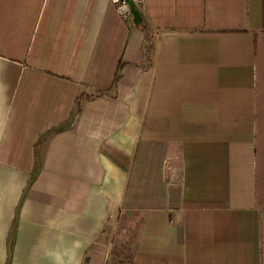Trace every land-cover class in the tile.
Wrapping results in <instances>:
<instances>
[{
  "label": "crops",
  "instance_id": "crops-1",
  "mask_svg": "<svg viewBox=\"0 0 264 264\" xmlns=\"http://www.w3.org/2000/svg\"><path fill=\"white\" fill-rule=\"evenodd\" d=\"M112 229L264 264V0H0V264H103Z\"/></svg>",
  "mask_w": 264,
  "mask_h": 264
},
{
  "label": "rangeland",
  "instance_id": "rangeland-1",
  "mask_svg": "<svg viewBox=\"0 0 264 264\" xmlns=\"http://www.w3.org/2000/svg\"><path fill=\"white\" fill-rule=\"evenodd\" d=\"M99 258L103 264H129L131 236L124 230H110L101 240Z\"/></svg>",
  "mask_w": 264,
  "mask_h": 264
},
{
  "label": "built area",
  "instance_id": "built-area-1",
  "mask_svg": "<svg viewBox=\"0 0 264 264\" xmlns=\"http://www.w3.org/2000/svg\"><path fill=\"white\" fill-rule=\"evenodd\" d=\"M145 0H111L122 19L137 18L139 21Z\"/></svg>",
  "mask_w": 264,
  "mask_h": 264
},
{
  "label": "trees",
  "instance_id": "trees-1",
  "mask_svg": "<svg viewBox=\"0 0 264 264\" xmlns=\"http://www.w3.org/2000/svg\"><path fill=\"white\" fill-rule=\"evenodd\" d=\"M150 53H151V45L149 44V46L146 48V58L150 59Z\"/></svg>",
  "mask_w": 264,
  "mask_h": 264
}]
</instances>
